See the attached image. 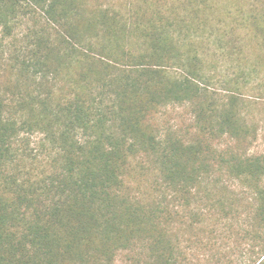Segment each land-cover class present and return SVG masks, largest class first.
Instances as JSON below:
<instances>
[{
	"label": "trees",
	"instance_id": "1",
	"mask_svg": "<svg viewBox=\"0 0 264 264\" xmlns=\"http://www.w3.org/2000/svg\"><path fill=\"white\" fill-rule=\"evenodd\" d=\"M102 1L0 0V264H264V156L240 151L241 93L216 104L205 59L242 26L264 64V10ZM182 104L189 142L151 123Z\"/></svg>",
	"mask_w": 264,
	"mask_h": 264
},
{
	"label": "rangeland",
	"instance_id": "2",
	"mask_svg": "<svg viewBox=\"0 0 264 264\" xmlns=\"http://www.w3.org/2000/svg\"><path fill=\"white\" fill-rule=\"evenodd\" d=\"M103 4L115 6L118 3L120 7H127L130 4V0H103ZM243 3L244 11L264 10V0H241ZM225 22L214 23L212 30L221 29ZM238 22H231L228 26L232 27L237 25ZM27 27L38 29V25L26 23ZM24 27V26H23ZM23 27L20 31L23 32ZM243 27H239L236 33L240 31L241 37L236 39L235 44L237 48L233 51L230 50V44H233L230 39L224 41L225 54L215 52L214 40L215 36L208 33H204V40H206L207 46L210 48L211 53L205 56L208 62L206 71L213 77L210 81L209 92L215 100L216 104L224 103L225 98L229 92L227 90L236 89L239 91L242 102L238 107V118L240 123H244L247 128L246 140H242L239 143V149L247 156H264V64H259L256 61L255 55L257 50L255 49V43L247 39L248 33L245 32L244 38L242 34ZM21 37L18 38V42ZM244 60V61H243ZM243 61L242 63H240ZM257 63V64H256ZM249 71H245V70ZM174 73L180 74L179 71ZM249 73V74H248ZM11 79V77H10ZM193 111L187 104L182 105H169L161 108L159 114L155 116L151 123L158 127L161 134L168 130H172L178 133L186 142L193 139L195 136L192 131L193 123ZM255 133V138H252V134ZM135 165L132 168L133 179L129 180L130 186L139 197H148L145 188L149 185L144 180V174L150 173L149 166L140 167V161L137 159ZM148 169V171H147ZM221 182L227 186L232 187L235 182L228 177H222ZM127 254H120L114 264H126L125 259Z\"/></svg>",
	"mask_w": 264,
	"mask_h": 264
}]
</instances>
